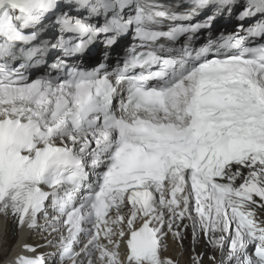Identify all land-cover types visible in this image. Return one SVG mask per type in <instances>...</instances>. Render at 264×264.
I'll use <instances>...</instances> for the list:
<instances>
[{
  "label": "snow or ice",
  "instance_id": "1",
  "mask_svg": "<svg viewBox=\"0 0 264 264\" xmlns=\"http://www.w3.org/2000/svg\"><path fill=\"white\" fill-rule=\"evenodd\" d=\"M0 215L55 249L11 264H177L189 229L264 264V0H0Z\"/></svg>",
  "mask_w": 264,
  "mask_h": 264
},
{
  "label": "bare ground",
  "instance_id": "2",
  "mask_svg": "<svg viewBox=\"0 0 264 264\" xmlns=\"http://www.w3.org/2000/svg\"><path fill=\"white\" fill-rule=\"evenodd\" d=\"M187 223V221H185ZM46 235V233H45ZM51 239V237H48ZM27 243L32 246H38L39 252L47 247L43 246L45 241L42 239L39 232L33 231L28 232L27 230L21 231L16 228L11 218H5L0 215V264H9V259L19 255L22 251L23 245ZM168 248L164 255L171 257L177 264H192L190 257L193 255L192 241H191V231L186 233V238L183 241V247L175 241L172 240L171 236L166 241ZM196 254L201 252H206L204 255V264H208V256L212 253L205 249L204 242L201 240L195 245ZM122 251V250H121ZM219 254L217 253V256ZM95 258V257H94Z\"/></svg>",
  "mask_w": 264,
  "mask_h": 264
}]
</instances>
